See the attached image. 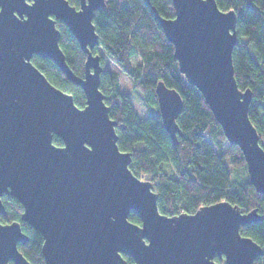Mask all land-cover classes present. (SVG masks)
<instances>
[{"label": "water", "instance_id": "obj_1", "mask_svg": "<svg viewBox=\"0 0 264 264\" xmlns=\"http://www.w3.org/2000/svg\"><path fill=\"white\" fill-rule=\"evenodd\" d=\"M150 2V0H145ZM175 17L155 11L174 46L179 71L199 90L229 144L245 159L249 181L264 195V149L249 118L251 90L235 78L237 13L216 0H172ZM105 0H0V215L2 196L23 206L21 221L43 236L45 264H255L264 249L241 228L264 219L221 201L195 213L159 211L153 184L130 169L132 154L117 144V121L100 90L102 56L94 14ZM63 22L86 55L75 75L60 46ZM51 59L84 92L79 108L71 94L52 84L32 62ZM163 125L174 144L183 133L177 119L180 94L156 86ZM53 136L63 146L53 143ZM134 212L141 224L129 220ZM28 236L21 223L0 222V264H31L19 251Z\"/></svg>", "mask_w": 264, "mask_h": 264}, {"label": "trees", "instance_id": "obj_2", "mask_svg": "<svg viewBox=\"0 0 264 264\" xmlns=\"http://www.w3.org/2000/svg\"><path fill=\"white\" fill-rule=\"evenodd\" d=\"M68 2L79 9L80 0ZM216 2L221 10L237 13L235 78L241 91L252 92L249 118L264 149V0ZM105 3L93 18L99 40L93 53L104 57L100 90L110 107V117L117 121L119 149L132 154L131 171L153 184L159 211L168 216L193 214L203 206L227 201L244 213L257 209L264 216V195L250 183L241 150L229 144L202 94L179 71L174 46L156 18L155 11L163 18H174L173 1L105 0ZM57 28L68 65L75 75L83 77L86 55L63 22L58 20ZM105 59L130 79L142 106L150 112L148 118H140L132 97L120 91L119 76L104 68ZM32 62L52 84L71 94L79 108L85 107L83 90L51 59L34 56ZM159 82L177 91L183 100V110L177 119L183 135L178 136V144L173 143L160 116L156 95ZM53 143L63 146L58 136H53ZM2 202L5 214L0 215V222L21 223L22 231L29 238L26 244L18 245L19 251L31 264H45L43 236L21 221L22 204L8 195L3 196ZM129 220L141 224L134 212L130 213ZM241 234L264 249V219L242 227ZM123 257L128 264L134 263L129 256ZM215 261L224 263L223 258L216 257ZM255 264H264V256Z\"/></svg>", "mask_w": 264, "mask_h": 264}, {"label": "rangeland", "instance_id": "obj_3", "mask_svg": "<svg viewBox=\"0 0 264 264\" xmlns=\"http://www.w3.org/2000/svg\"><path fill=\"white\" fill-rule=\"evenodd\" d=\"M104 68L115 72L118 74L120 79V91L123 93H127L132 97L134 108L140 118H148L150 116V112L142 106L141 97L134 91L133 85L130 79L121 71H119L115 66H113L108 60L105 59L104 61ZM138 63V59H135V64ZM143 179V178H142Z\"/></svg>", "mask_w": 264, "mask_h": 264}, {"label": "flooded vegetation", "instance_id": "obj_4", "mask_svg": "<svg viewBox=\"0 0 264 264\" xmlns=\"http://www.w3.org/2000/svg\"><path fill=\"white\" fill-rule=\"evenodd\" d=\"M100 55H101V54H100ZM101 56H102V59H103V58H104L103 55H101ZM102 66H103V64H102ZM3 196H4V195H3ZM3 196H2V198H3Z\"/></svg>", "mask_w": 264, "mask_h": 264}, {"label": "snow or ice", "instance_id": "obj_5", "mask_svg": "<svg viewBox=\"0 0 264 264\" xmlns=\"http://www.w3.org/2000/svg\"><path fill=\"white\" fill-rule=\"evenodd\" d=\"M0 11H2V10H0Z\"/></svg>", "mask_w": 264, "mask_h": 264}]
</instances>
